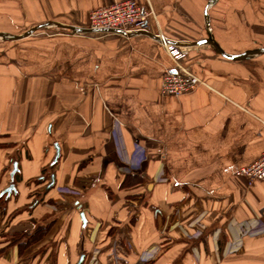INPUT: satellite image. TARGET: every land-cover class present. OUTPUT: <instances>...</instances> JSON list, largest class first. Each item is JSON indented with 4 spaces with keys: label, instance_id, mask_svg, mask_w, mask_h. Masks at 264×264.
<instances>
[{
    "label": "crops",
    "instance_id": "1",
    "mask_svg": "<svg viewBox=\"0 0 264 264\" xmlns=\"http://www.w3.org/2000/svg\"><path fill=\"white\" fill-rule=\"evenodd\" d=\"M209 1L137 0L151 34L185 43L208 38ZM112 2L0 0V34L87 29ZM208 12L225 52L264 48V0ZM1 42L0 193L18 171L0 264H264V183L238 175L264 152V54L186 47L204 84L170 97L176 64L146 35L52 25Z\"/></svg>",
    "mask_w": 264,
    "mask_h": 264
},
{
    "label": "built area",
    "instance_id": "2",
    "mask_svg": "<svg viewBox=\"0 0 264 264\" xmlns=\"http://www.w3.org/2000/svg\"><path fill=\"white\" fill-rule=\"evenodd\" d=\"M153 15L151 9L141 7L137 0H113L111 5L91 13L87 29L126 34L151 33L150 18ZM157 36L161 39L167 38L163 34ZM162 44L176 64V73L166 71L163 76L161 92L164 96L181 97L204 84L197 74L182 63L188 48ZM238 175L246 177L249 185L257 181L264 183V152L255 163L241 168Z\"/></svg>",
    "mask_w": 264,
    "mask_h": 264
},
{
    "label": "water",
    "instance_id": "3",
    "mask_svg": "<svg viewBox=\"0 0 264 264\" xmlns=\"http://www.w3.org/2000/svg\"><path fill=\"white\" fill-rule=\"evenodd\" d=\"M218 1L219 0H210L208 2V5H207V7L205 9V12H204V15H205V18H206V21H207L208 38L200 40V41H198L196 43L179 42V41L171 40L169 38L161 39L157 35H154V34H151V33H145V32H143V33L126 34L124 32L95 31V30H91V29L77 28V27H74V26H62V25L57 24V23L42 24L40 26H37V27L33 28L32 30H30L29 32L24 34L22 37H11V36H6L4 34H0V38L3 39V40H9V41L17 40V39L28 37V36L34 34L35 32H37L40 29L47 28V27H50L52 25H56L58 27H61V28L67 29V30H71V31L76 32V33L106 32V33H116V34H120V35L126 36V37H132V36H136V35H146V36H149V37L155 39L156 41L160 42L161 44L165 43V44H168V45L177 46V47H183V48L190 47V46H193V47H195V46H210L218 55L222 56L223 58H225L227 60L235 61V62L245 61V60H248V59L253 58L255 56L264 54V48H258V49H255V50L246 51V52H244L242 54H229V53L225 52L222 49V47L214 39L213 32H212V27H211V23H210L209 12H208V8L210 6H212L213 4L217 3ZM56 149H57V157H56L55 161L58 160V157L60 155V150H59L58 146H56ZM17 171H18V164L14 163L13 171L11 173V181H12V183L6 189H4L2 191L0 198L5 196V198L7 200V199H9L12 196V194H15V195L17 194L16 185L14 184V178H15V174L17 173ZM53 181H54V178H53ZM53 185H54V182H53ZM81 218H82V220L84 222H86L84 213L81 214Z\"/></svg>",
    "mask_w": 264,
    "mask_h": 264
},
{
    "label": "rangeland",
    "instance_id": "4",
    "mask_svg": "<svg viewBox=\"0 0 264 264\" xmlns=\"http://www.w3.org/2000/svg\"><path fill=\"white\" fill-rule=\"evenodd\" d=\"M55 30H57V29H55ZM2 39H0V41H1ZM3 42H1L0 44H2ZM2 193V192H1ZM1 193H0V196H1ZM6 200V199H5Z\"/></svg>",
    "mask_w": 264,
    "mask_h": 264
},
{
    "label": "bare ground",
    "instance_id": "5",
    "mask_svg": "<svg viewBox=\"0 0 264 264\" xmlns=\"http://www.w3.org/2000/svg\"><path fill=\"white\" fill-rule=\"evenodd\" d=\"M166 37V36H165Z\"/></svg>",
    "mask_w": 264,
    "mask_h": 264
}]
</instances>
